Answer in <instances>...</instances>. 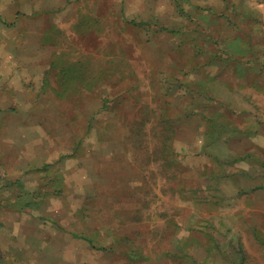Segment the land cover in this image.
Masks as SVG:
<instances>
[{"label":"rangeland","instance_id":"1","mask_svg":"<svg viewBox=\"0 0 264 264\" xmlns=\"http://www.w3.org/2000/svg\"><path fill=\"white\" fill-rule=\"evenodd\" d=\"M20 3L24 55L0 28L7 264H264V0Z\"/></svg>","mask_w":264,"mask_h":264},{"label":"crops","instance_id":"2","mask_svg":"<svg viewBox=\"0 0 264 264\" xmlns=\"http://www.w3.org/2000/svg\"><path fill=\"white\" fill-rule=\"evenodd\" d=\"M12 1L11 0H0V14L3 16V17H1V15H0V24L2 25V27H0V28H1L2 32H5V37L3 35V37H4L3 39L7 40L9 43L10 42L12 43L10 45V47L12 49L11 53L14 55L17 53L20 56L21 54L24 55V53L26 51L25 39H26V33L27 32H26V29L24 27H20V24L22 25V23H20V18H22V17H20L19 12H20V7L22 6V4L20 3V0H16V2H18V3H16L17 4V7H16V5H11ZM34 6H36V4ZM38 6L41 7V0H38ZM3 9H7L8 13L4 15L3 12H1V11H3ZM8 9H11V11H14V9H15L14 14L19 13L17 18L15 17L11 20V17L9 14L10 12ZM8 15H9V17H8ZM11 22H17L19 24L17 29L14 31V32H16V35L14 33L10 32L11 29L8 28V27H11ZM21 22H23V21H21ZM12 28H14V26Z\"/></svg>","mask_w":264,"mask_h":264},{"label":"trees","instance_id":"3","mask_svg":"<svg viewBox=\"0 0 264 264\" xmlns=\"http://www.w3.org/2000/svg\"><path fill=\"white\" fill-rule=\"evenodd\" d=\"M36 172H39L40 173V171H37L36 170ZM24 197H29V199H26V203L25 204H28V206H33V205H35L36 204V202H35V200H36V198H38V199H40L39 197V195H26V196H24ZM32 198H34L33 200H32ZM31 200V201H30ZM29 201V202H28ZM74 237H79L77 234H74ZM84 238H86V237H84ZM88 241H90L91 242V244L96 248V249H99V250H105V248L104 247H99V246H97V245H95L94 243H95V241H92V239H89ZM0 264H7V260L3 257V256H0Z\"/></svg>","mask_w":264,"mask_h":264},{"label":"bare ground","instance_id":"4","mask_svg":"<svg viewBox=\"0 0 264 264\" xmlns=\"http://www.w3.org/2000/svg\"><path fill=\"white\" fill-rule=\"evenodd\" d=\"M49 51H50V50H49ZM58 53H59V52H58ZM84 53H86V52H84ZM53 54H54V53H53ZM53 54H52V55H53ZM62 54H63V52H62ZM78 54H79V53H78ZM65 55H66V54H65ZM76 55H77V54H76ZM53 56H54V55H53ZM59 56H62V55L60 54ZM59 56H58V57H59ZM77 57H78V56H77ZM79 57H80V56H79ZM63 58H64V57H63ZM69 58H70V57H69ZM55 59H57V58H55ZM60 59H61V58H60ZM65 59H66V58H64V60H65ZM62 60H63V59H62ZM68 61H69V60H68ZM66 62H67V61H66ZM44 66H45V65H44Z\"/></svg>","mask_w":264,"mask_h":264}]
</instances>
